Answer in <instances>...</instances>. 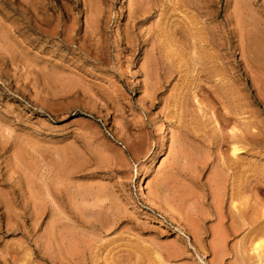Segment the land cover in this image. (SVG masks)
<instances>
[{
	"label": "rangeland",
	"instance_id": "1",
	"mask_svg": "<svg viewBox=\"0 0 264 264\" xmlns=\"http://www.w3.org/2000/svg\"><path fill=\"white\" fill-rule=\"evenodd\" d=\"M0 264H264V0H0Z\"/></svg>",
	"mask_w": 264,
	"mask_h": 264
},
{
	"label": "bare ground",
	"instance_id": "2",
	"mask_svg": "<svg viewBox=\"0 0 264 264\" xmlns=\"http://www.w3.org/2000/svg\"><path fill=\"white\" fill-rule=\"evenodd\" d=\"M232 148H233V147H232ZM238 150H239V148L234 147L232 152H236V151L238 152ZM140 178H141V177H140ZM136 191H137L139 194L142 195V198H145V199H146V192H145V190H144V185H143L141 179H138V180H137ZM147 196H148V195H147ZM145 199H144V200H145ZM150 205H151V204H150ZM154 208H156L158 211L165 212L164 207L160 206V203H159V204L157 203V204L154 206ZM166 211H167V213H168L169 215L172 216V213H171L169 210H166Z\"/></svg>",
	"mask_w": 264,
	"mask_h": 264
}]
</instances>
